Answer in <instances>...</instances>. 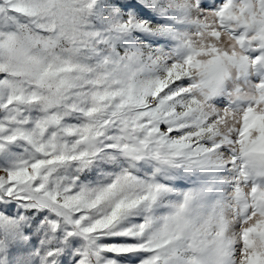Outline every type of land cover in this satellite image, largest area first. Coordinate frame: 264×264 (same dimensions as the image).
<instances>
[{"label": "snow or ice", "instance_id": "obj_1", "mask_svg": "<svg viewBox=\"0 0 264 264\" xmlns=\"http://www.w3.org/2000/svg\"><path fill=\"white\" fill-rule=\"evenodd\" d=\"M0 264H264V0H0Z\"/></svg>", "mask_w": 264, "mask_h": 264}]
</instances>
